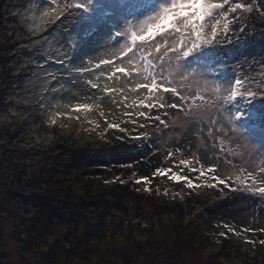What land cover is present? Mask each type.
Instances as JSON below:
<instances>
[{
	"label": "rangeland",
	"instance_id": "obj_1",
	"mask_svg": "<svg viewBox=\"0 0 264 264\" xmlns=\"http://www.w3.org/2000/svg\"><path fill=\"white\" fill-rule=\"evenodd\" d=\"M40 1L20 0L19 24L15 25L13 31H10L15 34L17 42L20 43L19 46H15L19 54L24 52L26 56L34 57L33 55L40 51L38 57L47 56L54 61L48 62L49 67L45 68L44 71L41 70V64L34 65L33 62H25V66L22 67L23 72L26 74L29 72L30 78L37 77L38 80L29 85L33 94H27L29 91H26V93L16 91L14 93L15 100H18L15 105L16 115L12 117L11 123L7 124L12 127L13 131H17L18 127H21L18 124H21L20 120H24L26 116H29V121L34 123L36 130L40 131V125L35 126V120L38 118L36 122L41 123H44V120L39 117L38 111L35 110L37 108L33 99L27 98L29 95L34 96V93H36L41 97V100L43 99L42 109L47 123L53 125L60 122L56 128L54 127L57 131L53 136L47 135L50 143L62 142L67 138V134H72L70 139L75 140L78 147L92 148V150H95L97 157L100 158V155L103 154L105 161L104 146L115 147L116 144H119V137L125 140L124 146L130 148V152L122 160L121 158L115 160L119 173L122 174L125 171V177H117V174L111 177L109 181L101 180L99 182L105 186L103 191L108 190L111 194L116 193L120 185L124 186V183L130 185L128 192L123 190L131 198L123 199L121 196L122 202H117L122 207L118 210L120 214H110L119 223L118 228H115V230L112 228L115 234H113L109 244L112 247L114 244L118 245V254L110 253L114 256L111 263L109 259L104 260L105 257L101 259V257L94 256L92 263L89 264H121L120 262H123V260L119 261V255L122 252L125 256L127 255L126 258L129 259L131 264H137L138 261L133 260L136 255L131 248V240L129 241L127 235H123L126 231L123 225L120 224L122 220L127 219L128 213L134 217V222L143 226L144 239L141 240L142 243L149 241L151 244L154 237L150 236L145 230L151 231L153 226L156 227V233L165 232L164 234H166L167 231L170 232L173 229L172 224H182L179 221L182 216L184 218L183 213L185 211H192L194 215L199 216V211L203 205L213 204L214 200L211 196L215 192L214 188L207 187L203 180H196L197 174L191 172L192 167L196 168L201 165L206 167L211 163L213 164L215 161L213 153H216L217 150L219 154L221 152V155L216 157L218 162H222L217 167L221 174L226 171L229 175H232L238 169L250 167L251 165L256 166L254 162L260 160L264 163V154L262 153L264 152V137L253 139L246 136V140L243 141L241 135L239 138L232 131L231 122L233 121V125L236 123H234L227 106L230 101L225 99V96L229 86L234 87L235 80L233 77L222 74L218 65L213 63L197 65L191 61L192 57L189 58L182 52L174 50L178 47L174 42L162 41L160 37L148 42L137 41V44L132 43V33L129 29L139 30L145 20L159 13L160 5L170 3V0L164 2L160 0H122V5L114 8L108 5L114 0L109 2L107 0H84L88 4L87 9L77 10V13L73 12L69 16V19L73 20L70 26L73 33L67 32V28H65L64 23L62 25V22L57 28L53 26V28L55 27L53 32L50 31L51 23L41 26L43 12L48 11L52 5L50 0H47L49 3L44 1L40 3ZM198 2L204 3L205 0H198ZM42 4L44 5L42 6ZM101 7L110 9L103 14ZM59 21L57 20V22ZM193 24H195V20H193ZM49 26L50 28H48ZM163 44H167V46H162ZM20 47L26 48L25 51H21ZM205 49H202L201 52ZM62 56H64V65L61 67L55 66V63L62 64V62H57ZM151 61L156 66L148 68L147 65L150 66ZM103 63L108 64L106 71L102 67ZM104 72L107 73L108 94H103V91L99 92V90L92 91L91 85L97 84L99 80L97 74ZM214 75H217V79L213 78ZM117 76L123 77V81H117ZM146 84L152 85V88H156L158 84L160 86L167 85L185 97H200V99L190 105L186 103L183 110L178 111L170 107L159 110L161 114L160 121L154 119L148 121L138 120V124L146 123L144 128L123 123H121V127H127L129 131L121 133L118 129L110 130L107 128V124L110 122L122 121L124 111L134 110L126 107V105L131 104L134 100L145 99L152 93V88L147 91L144 90ZM257 89H261L259 85ZM165 92L166 89L165 91H159L156 99L159 100L164 97L166 104L179 103L173 94H165ZM77 103L99 104L100 107L93 108L87 113H77L73 111V106ZM189 108H191V111H189ZM140 110L150 111L147 107ZM153 110L150 112L151 116ZM101 111L104 115L100 114ZM53 119H55V123L52 122ZM2 126H0V130L3 128ZM240 129L242 130L241 127ZM222 130L224 131L222 132ZM6 131L7 129L0 131V146L2 145L1 140L7 135ZM41 131H43V126ZM218 133H220L221 141L218 144L219 146L215 147L214 139H217L216 134ZM11 135H14V137L7 142L5 149L26 150L25 148L28 146L22 145L23 138H18L21 135L12 132ZM145 136L150 137L153 142V149L148 152L139 149L141 143L136 142L138 138L142 139ZM188 142H191L192 145L190 149L187 146ZM34 146L36 145L33 143L29 145V148L37 150L38 147ZM193 147H195V153ZM43 152L50 151L46 149ZM200 152H203V155L199 156L198 153ZM131 153L133 154L132 157H130ZM51 155V153H46L45 158L51 157L53 161L58 157H52ZM202 157L203 160H201ZM34 159L36 162L39 160L35 157ZM182 159L190 160L191 164L180 165L179 162ZM158 167L172 168L173 172L189 176L200 187L185 189L186 185L183 182L172 181L168 176L156 175L155 169ZM29 174H31V171ZM103 176L101 175V177ZM142 178H147L148 182L145 183ZM67 180H63V183L67 184ZM137 180H141V183L137 184ZM220 186L223 187V185ZM177 193L179 195H176ZM225 193H229L228 202L209 210V212L218 214L222 208H228L231 211H236L235 218L239 223L250 226L252 217L248 211L240 210L245 205L242 200L243 203L237 199L239 192L233 191L229 187ZM136 194L138 195L136 196ZM174 196L175 198H173ZM181 197L183 198L181 199ZM190 204L191 209H188L187 207ZM82 205L88 206L87 209L90 208V212L97 218L103 215L95 204L90 203V199H85ZM5 207L7 216L11 217L10 212L14 213L13 209L8 202H5ZM156 212H158L157 216L154 215ZM8 217L4 216L0 219V232L2 233L0 251H3L4 254L9 252L15 264H42V254L24 252L25 255H21V246L12 232L13 227L11 225L13 221L11 219L9 221L4 220ZM86 220L85 216V225L82 226L74 227L72 221L66 223L68 220L63 221L65 226L61 224L58 226V233L63 236L59 239L60 243L63 245L67 242V245L62 247L67 249L70 246L69 250L75 248L76 254H78L79 249L90 247L91 232H89L90 226ZM99 221H102V219ZM189 223L195 228L197 221L191 219ZM6 224H8L7 227H5ZM160 224L168 229H157L155 225L160 226ZM184 224L187 225L186 219ZM194 228L191 236L196 237L197 232ZM138 237V241H140L141 235ZM47 241H49L48 237ZM59 246L61 247V245ZM220 246L222 245L209 244L207 247L200 245L198 249L193 247L192 251L185 252L179 260L175 261H169L170 258L162 259L161 255L154 257V253H149L152 249L148 245H146L144 252L150 254L149 263L151 264H263V260L257 258L259 255L255 253L254 255L258 261L256 262L252 258L249 260L245 255L248 253L247 249L246 253H242L244 251L240 252L238 249L234 250L229 247L228 252H220ZM1 248H4V250ZM62 254L63 252L58 251V259L65 260L66 255ZM213 256L218 257L219 262L215 263ZM64 262L61 264H66Z\"/></svg>",
	"mask_w": 264,
	"mask_h": 264
},
{
	"label": "trees",
	"instance_id": "obj_2",
	"mask_svg": "<svg viewBox=\"0 0 264 264\" xmlns=\"http://www.w3.org/2000/svg\"><path fill=\"white\" fill-rule=\"evenodd\" d=\"M41 1L49 3L47 0ZM109 1L111 0H107V2ZM160 1L164 2L165 0ZM122 3V0H114L111 4L108 3V5L114 8L122 5ZM20 4V0H0V126L3 125L2 131L7 129V135L1 140L2 145L0 146V219L4 216L8 217L5 209V202H8L15 215L13 212H10L11 217L4 220L9 221L11 219L13 221L11 225L13 227L12 232L14 238H16L21 246V255L24 256V252H37L38 254H42V264H61L63 261L66 264H89L92 263L94 256L101 257V259L105 257L103 259H109L111 263L114 256L110 255V253L114 252L116 254L118 252V245L114 244L112 247L109 244L111 243L113 234H115V228L119 227V223L110 214H120L118 210L122 209L120 205L122 202L121 196L123 199L131 198L125 194V191L128 192L130 185L124 183V186L120 185L116 193L111 194L107 190V194L103 191L105 186L99 182L101 180L109 181L111 177L117 174V177H125V171L122 174L119 173L115 160L117 158H121L122 160L130 152V148H125V140L119 137V144H116L115 147L110 145L108 147L104 146L106 154L104 161V155L101 154L100 158L97 157L95 150H92V148L85 149L78 147L75 140L72 141L70 139L72 134H67V138L62 142L57 141L53 144L48 141L47 135L53 136L57 131L54 127L56 128L60 122L53 125L47 123L42 109L43 99L41 100V97L36 93L32 97L30 96L33 94V91L29 85L32 82H36L38 78H30V73L28 72L26 74L23 72L22 67L25 66L26 61L33 62L34 65L41 64V70L44 71L45 68L49 67L48 62H53L54 60H50V57L47 56L38 57L40 51L33 55L34 57H29L24 52L19 54L18 50L15 49V46H19L20 43L17 42L18 40L15 34L11 33L10 30L13 31L15 25L19 24L18 15H20ZM101 8L103 9V14L110 9ZM72 21L68 16L66 19L62 18L59 22L55 21L53 24L51 23L50 26L52 27L50 28L49 26L48 28L53 32L55 27H59L62 22V25L64 23L65 28H67V32L73 33V30L70 29ZM53 26L55 27L53 28ZM221 40L222 43L213 45L194 55L191 61L197 65L212 63L218 65L222 74L233 77L234 82H239V77H250L255 88L259 85L263 89L264 17L260 16L259 13L254 14L246 23L243 31H236L232 35H229L226 40L224 38H221ZM25 49L21 48V51H25ZM17 56L19 57L17 58ZM63 59L64 56L57 61L62 62V64L55 63V66H63L65 62ZM107 66V63L102 64L105 71ZM155 66L156 64L152 61L150 62V66L147 65L148 68ZM106 74L105 72L97 74L99 80L97 84H92L96 86L95 88L91 87L92 91L99 90V92L103 91V94H108L109 88H107L106 80L108 79ZM216 76L214 75L213 78L217 79ZM117 81H123V77L117 76ZM16 91L25 93L29 91L27 94L30 95H27V98L33 99L37 108L35 110L38 111L39 117L44 120V123L36 122L38 118L35 120V126L40 125V131L36 130L37 128L34 127V123L29 121V116H26L24 120H20L21 124H18L21 127H18L17 131H13L12 127L8 126L7 123H11L12 117L16 115L15 105L18 102L14 98ZM227 106L232 114L234 123H236L233 125L232 121L231 127L237 137L240 138L241 135L243 141L246 140V136L252 137L253 139H261L264 137V93L258 94L254 99L250 100L245 96L235 102L230 101V104L228 103ZM239 112H243L244 115L236 119V114ZM158 114L161 115L159 110H153V117ZM42 126L44 132L41 131ZM11 132L21 135L18 138H23L22 145L28 146L25 148L26 150L5 149L7 142L14 137V135H11ZM220 133L216 134L217 139H214L215 147L220 144ZM46 139L48 143H45ZM136 142L141 143L139 149L143 151L148 152L153 149V142L150 137L138 138ZM33 143L38 147L37 150L29 148V145ZM22 145L20 143V146L23 148ZM187 146L190 149L192 146L191 142H188ZM46 149L50 152H43ZM193 151L195 153V147H193ZM218 152L217 150L216 153H213L214 163L206 167L212 166L216 168V175L227 176L229 175L228 172L225 171L224 174H221L217 168L221 162H218L216 158L218 155H221V152L220 154ZM46 153H51L52 157H58L52 161L51 157L45 158ZM202 153L200 152L198 155L201 156L203 155ZM255 153L261 154L260 152ZM262 153L264 154V152ZM132 156L133 154L131 153L130 157ZM34 157L39 159L38 162L35 161ZM201 160H203V157ZM29 162L31 164H28ZM254 163H256V166L251 165L248 168H256L262 162L260 160ZM30 171L31 174H29ZM101 175L104 176L101 177ZM63 180H67V184L63 183ZM224 187L225 190L223 191ZM233 187H235L234 183L231 184L230 188ZM186 188L188 189L187 186H185ZM213 188L215 192H213L211 197L214 202L212 205H203L199 211V216L194 215L192 211V213L185 211L183 213L184 218L182 216L179 221L182 224H172V232L167 231L166 234H164L165 232L156 233V227L154 228L153 226L151 231L148 229L145 230L150 236L154 237V241L151 244L149 241L142 243L141 240L144 239L143 226L134 222V217L128 213L127 219L122 220L120 224L123 225L126 231L123 235H127L129 241H132H130L131 248L136 255V258L133 260L138 261L137 264H140L143 260L145 261L141 264H151L149 263L150 254L144 252L146 245L152 249L149 253H154V257L161 255L162 259L170 258L169 261H175L177 259L179 260L185 252L192 251L193 247L198 249L200 245L207 247L209 244H216L222 245L220 246V252H228L227 249L229 247L234 250L238 249L240 252L244 251L242 253H246L245 251L247 249L248 253L245 255H247L249 260L252 258L256 262L258 261L254 255L255 253L259 255L257 258H261L264 264V245L259 243L260 240H264V232L250 231L243 233L242 231L245 227L254 230L264 228V198L252 195L243 190L238 191L239 197L237 199L240 202L242 200L244 203H241L245 205L240 210L248 211L252 217L250 226H245L235 218L236 211L222 208L218 214L209 212L211 209L226 204L230 197L229 193H225L229 189L228 185ZM85 199H90V203L95 204L102 211L103 215L100 218L92 214L90 208L87 209L88 206L85 207L82 205ZM187 208L191 209V204ZM144 210L146 211V209ZM154 215L157 216L158 212L154 213ZM85 216L90 226L91 245L86 249H79L78 254H76L75 248L69 250L70 246H68L67 250L65 247H62L67 245V242L63 243V245L60 243L59 239L63 238V236L61 233H58V226L60 224L63 225L66 220H68L66 223L72 221L74 227L85 225ZM63 218L64 220H62ZM100 219L102 221H99ZM185 219L187 225L184 224ZM191 219L197 221L195 228L189 223ZM160 221L163 222L165 220ZM224 224L234 226L237 231L242 233L241 236L237 237L232 233H229L226 237L220 236L219 233L224 231L222 227ZM7 226L8 224L5 225V227ZM155 226H157V229H168L163 227V224ZM193 228L197 232L196 237L194 235L191 236ZM1 235L2 233L0 232V241L2 240ZM139 235H141L140 241H138ZM47 237L49 241H47ZM245 238L247 240H253L255 243H246ZM1 249L4 250V248ZM58 251L66 255L65 260L58 259ZM126 256L123 252L120 253L119 261L123 260V262H120L121 264H131ZM213 261L217 263L219 262V258L213 256ZM0 264L15 263L12 261L9 252L4 254L3 251H0Z\"/></svg>",
	"mask_w": 264,
	"mask_h": 264
},
{
	"label": "snow or ice",
	"instance_id": "obj_3",
	"mask_svg": "<svg viewBox=\"0 0 264 264\" xmlns=\"http://www.w3.org/2000/svg\"><path fill=\"white\" fill-rule=\"evenodd\" d=\"M50 3L52 7L48 11L43 12L41 26L54 23L62 18L66 19L73 12L86 10L88 7V4L84 0H71V2L69 0H50ZM256 13L264 17V0H205L204 3H199L198 0H170V3L160 5L159 13L145 20L139 30L129 29V31L132 33L133 44H137V41L148 42L156 37H160L162 41L174 42L178 46L174 50L182 52L190 58L201 52L202 49L222 43L221 38L226 40L234 32L243 31L248 20ZM193 20H195V24H193ZM167 44H163L162 46L166 47ZM91 87L95 88L96 86L91 85ZM217 87L219 88V86ZM149 88H152V85H144L145 91ZM165 89V94H173L179 103L166 104L163 99L164 97L157 100V93L165 91ZM261 93H264V89L255 88L250 77H239V82H234V87L229 86L225 99L235 102L246 96L250 100ZM199 99L200 97H185L167 85L160 86L158 84L156 88H152V93L145 99L134 100L131 104L126 105V107L134 110L124 111L122 113L124 119L108 123L107 128L118 129L121 133L129 131L127 127H121V123L144 128L146 127V123L138 124V120H161L160 115L151 116V110H163L166 107H170L179 111L183 110L186 103L190 105ZM99 107V104L77 103L73 106V111L87 113L93 108ZM145 107L150 111L140 110ZM189 111H191V108H189ZM100 114L104 115L103 111ZM243 115V112H239L235 118L239 119ZM52 122L55 123V119ZM179 164L185 166L191 164V161L182 159ZM191 172L196 173V180H203L207 187H218L220 185L231 187V184L234 183L236 187L232 188L233 191L243 190L264 198V163H261L256 168L245 167L238 169L232 175L227 176L216 175L217 169L212 166L204 167L201 165L196 168L192 167ZM155 174L168 176L175 182H183L189 189L200 187L192 178L173 172L172 168L158 167L155 169ZM142 179L145 183L148 182L147 178ZM136 183L140 184L141 180H137ZM176 195H179V193ZM222 227L224 231L219 233L222 237H226L229 233L237 237H240L242 234L229 224H224ZM242 231L243 233L250 231L264 232V228L254 230L245 227ZM245 241L250 244L255 243V241L247 240L246 238ZM259 243L264 245V240H260Z\"/></svg>",
	"mask_w": 264,
	"mask_h": 264
}]
</instances>
